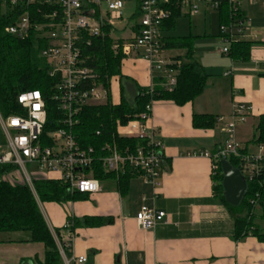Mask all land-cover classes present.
Instances as JSON below:
<instances>
[{"label": "crops", "instance_id": "0c3cea01", "mask_svg": "<svg viewBox=\"0 0 264 264\" xmlns=\"http://www.w3.org/2000/svg\"><path fill=\"white\" fill-rule=\"evenodd\" d=\"M248 3L240 6L247 28L243 40L250 42L247 57L231 58L220 53V48L215 54H202V60L194 53L193 60L207 74L203 92L180 106L168 100L152 102L147 124L164 145V164L156 184L134 176L121 192L115 180L99 181L100 190L85 194L82 199L42 203L30 189L55 240L58 241L54 233L57 229L60 241L66 242L64 225L70 221L68 257L82 255L86 259L83 264H264V241L250 234L235 238L233 219L213 191V160L198 154L200 151L211 154L221 147L224 137L221 129L230 120L234 104L248 107L234 135L249 153L258 150L249 141L258 117L264 113V7L252 8ZM220 26L219 22L218 30ZM166 32L162 31L163 37L193 35L168 36ZM218 34L223 38L221 31ZM172 50L175 49H164L163 55L173 60L185 54L183 49L181 54H165ZM120 71L140 87L154 85L159 76L151 73L148 62L132 56L121 60ZM114 81L118 99L112 102L117 103L120 97L117 77L111 79L110 95ZM194 114L214 115V127L194 128ZM1 118L0 114V149L4 151L7 137ZM240 135L244 140H240ZM53 176L34 175V179H54ZM143 204L165 212V221L149 231L139 229L135 214ZM97 217L113 220L104 225L83 223L85 218ZM75 221L79 224L73 227ZM29 239L28 232H0V264H20L23 259L26 264H36L31 258H41L43 246Z\"/></svg>", "mask_w": 264, "mask_h": 264}, {"label": "built area", "instance_id": "2783aa9c", "mask_svg": "<svg viewBox=\"0 0 264 264\" xmlns=\"http://www.w3.org/2000/svg\"><path fill=\"white\" fill-rule=\"evenodd\" d=\"M16 13L13 23L5 32L24 40L35 35L45 41L40 55L48 67L49 77L55 79L54 97L59 106V117L53 129L45 130L47 112L39 90H26L17 94L21 114L1 118L7 137L6 150L0 149V164H11L20 176L19 180L34 193L32 176L25 164L34 165L39 173L54 174V179L66 185L69 193L92 194L100 190L94 169L98 162L105 173L116 178L130 171L146 182L156 184L162 170L163 142L147 121L151 117L152 102L137 118L126 125L118 123L115 133L139 139L142 143L135 148L119 146L115 142L105 143L99 156L92 146H82L74 133L78 116L85 105L102 103L106 91L96 81L94 69L87 60L91 50L100 49L105 40L110 41V50L123 57H138L149 63L151 73L161 75L163 86L172 90L176 83L177 69L174 60L165 57L161 24L171 15L176 5L180 12L194 14L198 2L217 10L225 2L234 10L235 18L228 25H221L223 40L244 39L246 19H236V11L243 0H0ZM256 2L257 0H250ZM264 3V0H262ZM126 2H134L136 21L129 28L130 35L115 39L116 25L123 21ZM228 53V47L218 49ZM96 52V51H95ZM229 72L225 73V75ZM248 107L234 104L229 121L222 127L225 136L223 145L213 154L207 151L198 154L216 160L233 155L239 159L241 173L245 179H261L264 185V153L259 146L256 153H241L242 149L234 140L235 123L242 121ZM222 119L220 118L219 121ZM196 154V153H194ZM213 165V173H214ZM6 180V176H2ZM165 212L143 204L135 214L139 229L149 231L156 224L165 221ZM70 221L64 225L66 242H57L64 264H83L85 257H68L71 233Z\"/></svg>", "mask_w": 264, "mask_h": 264}, {"label": "trees", "instance_id": "16d2710c", "mask_svg": "<svg viewBox=\"0 0 264 264\" xmlns=\"http://www.w3.org/2000/svg\"><path fill=\"white\" fill-rule=\"evenodd\" d=\"M220 25H228L235 18L234 10L223 2L216 10ZM16 13L0 1V114L3 118L14 114H21L22 109L17 103L16 96L21 91L39 90L45 103L47 121L45 130L56 126L59 117L58 102L54 97L55 79L49 77L48 67L40 55L45 41L31 35L27 39L18 40L5 32V27L13 23ZM137 13L132 16L135 20ZM180 16L176 5L171 7L170 17L161 24V31L174 29L175 20ZM241 8L236 11V19H244ZM134 28V26H133ZM165 49H183L185 54L173 58V67L177 69L176 83L172 90L163 86L161 75L156 83L149 87H140L133 80L121 74L120 64L122 56L110 50V41L105 40L100 49L94 48L87 60L90 68L94 69L96 81L106 91V100L102 103L85 105L78 116V123L74 126V133L82 146H92L99 156L103 155L102 146L115 142L119 146L135 148L142 142L139 139L118 136L115 133L118 123L123 126L145 110V106L157 100L172 101L183 105L200 95L205 87L207 74L193 60L192 36L162 38ZM250 42L243 39L231 41L228 55L231 58H246ZM96 51V52H95ZM124 58V57H123ZM117 77L119 84V101L113 103L110 95L111 79ZM216 118L211 114H194L192 125L198 129H211ZM257 147L264 145V113L257 119L254 135L249 141ZM241 153H249L246 147ZM215 153V152H214ZM214 153H211L213 155ZM226 159L232 166L242 169L239 159L233 155L223 156L213 160L215 167L212 176L213 191L219 198L233 219L235 238L250 234L264 241V228L255 223V217L264 220V185L260 184L261 177L252 181L246 180V192L237 206L229 205L222 190V173L220 160ZM164 158L162 157V167ZM16 169L11 164H0V232H28L30 242L43 246L42 257L34 256L31 261L36 264H64L57 242L48 228L30 188L19 181ZM95 178L99 181L115 180L121 192H124L128 181L136 176L126 171L118 178L113 173H105L97 162L94 169ZM6 176V180L1 179ZM18 178V179H17ZM34 191L41 201L65 202L82 199L85 194L69 193L65 184L56 179H33ZM111 217L85 218V225H104L112 223ZM79 223L75 221L73 227ZM59 242V231L54 230ZM23 259L20 264H26Z\"/></svg>", "mask_w": 264, "mask_h": 264}, {"label": "rangeland", "instance_id": "374dc122", "mask_svg": "<svg viewBox=\"0 0 264 264\" xmlns=\"http://www.w3.org/2000/svg\"><path fill=\"white\" fill-rule=\"evenodd\" d=\"M247 1L249 0H243L242 5H244V3H248ZM197 4H198V11L194 14H191L190 16L187 14H184L185 13L184 9H182L180 16H178L175 20L174 29L166 32L165 34L168 36H186L190 33L193 34V35H190L193 37V42H192L193 54L195 53L196 58L199 57L202 60V58L200 57L202 54H205L208 52H212L215 54L217 48L228 47L229 44L226 41H224L223 38H221V36L218 34V32L220 33V29L218 30L219 16H218L217 11L208 8L207 5L203 2H198ZM247 5L249 7L259 8V9H263L264 7V3L262 0H257L254 3L252 4L248 3ZM134 7H135L134 2L125 3L124 9H123V21L122 23L116 25V31L113 34L115 39L126 38L130 35L129 25H131L133 21H136V18L135 20L131 19L133 16L132 14L134 12ZM196 34L203 35L204 37L200 38L199 36H196ZM181 53H182V50L175 49L172 51H168L165 54L168 56V55H175V54H181ZM217 56H219L218 53H217ZM214 57L215 56H213V58ZM115 83L116 82L114 81L112 95H111L112 101H116L118 99ZM240 123L241 122H238L235 124V130L238 124ZM234 140L235 142H237V144L241 148H243L244 143L242 144L239 141L237 135H234ZM240 140H244V138L241 135H240ZM224 141H225V136L223 137V140L221 141V146L223 145ZM249 151L251 150L249 149ZM263 153H264V147H263ZM25 169L32 176L33 175H46L44 173H39L37 169L34 167V165H31V164H25ZM256 213H257L256 214L257 218L255 217V220H254L255 223L259 224L261 227L264 228V220H261L258 217L257 211Z\"/></svg>", "mask_w": 264, "mask_h": 264}, {"label": "water", "instance_id": "95a60500", "mask_svg": "<svg viewBox=\"0 0 264 264\" xmlns=\"http://www.w3.org/2000/svg\"><path fill=\"white\" fill-rule=\"evenodd\" d=\"M222 173V190L225 201L231 206L240 204L246 189L247 182L240 169L232 166L226 159L220 160Z\"/></svg>", "mask_w": 264, "mask_h": 264}]
</instances>
